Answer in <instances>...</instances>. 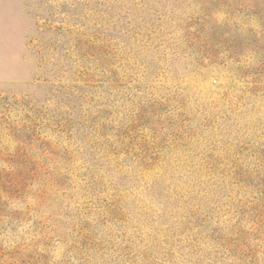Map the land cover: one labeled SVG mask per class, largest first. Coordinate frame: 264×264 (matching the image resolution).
<instances>
[{
  "label": "rangeland",
  "instance_id": "374dc122",
  "mask_svg": "<svg viewBox=\"0 0 264 264\" xmlns=\"http://www.w3.org/2000/svg\"><path fill=\"white\" fill-rule=\"evenodd\" d=\"M0 264H264V0H0Z\"/></svg>",
  "mask_w": 264,
  "mask_h": 264
}]
</instances>
